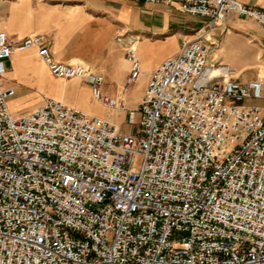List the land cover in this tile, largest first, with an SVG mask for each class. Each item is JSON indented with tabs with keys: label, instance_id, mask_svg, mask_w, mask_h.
<instances>
[{
	"label": "built area",
	"instance_id": "2783aa9c",
	"mask_svg": "<svg viewBox=\"0 0 264 264\" xmlns=\"http://www.w3.org/2000/svg\"><path fill=\"white\" fill-rule=\"evenodd\" d=\"M135 1L264 28V11L236 0ZM115 40L130 65L126 91L142 76L137 37ZM29 49L55 78L124 108L101 75L56 61L44 36L0 32V264H264L262 78L240 82L208 44L183 40L150 73L124 130L50 97L11 112L4 63Z\"/></svg>",
	"mask_w": 264,
	"mask_h": 264
},
{
	"label": "crops",
	"instance_id": "0c3cea01",
	"mask_svg": "<svg viewBox=\"0 0 264 264\" xmlns=\"http://www.w3.org/2000/svg\"><path fill=\"white\" fill-rule=\"evenodd\" d=\"M236 1L264 11V0ZM0 32L13 42L27 36H44L56 61L83 64L91 72L101 75L104 78L103 93L118 100L130 65L115 39L119 35L137 37L136 53L142 76L138 79V93L133 99L128 98L126 93L123 101L130 109L142 97L150 73L165 59L175 56L183 40L199 38L209 45L211 58L215 62L230 68L232 62L239 61L240 67L238 70L232 68V76L240 82L264 74V62L262 66L257 64V53L264 57V28L234 15L228 16L220 25L212 26L207 20L179 12L175 6L152 5L135 0H0ZM243 51L246 55L248 53V61ZM4 67L5 85L14 88L16 93L9 101L13 113L20 112L15 111L17 105L29 111L43 98L50 97L92 115H109V110L99 103L101 113L94 114L89 109L84 97L91 95L90 86L84 85V96L76 88L83 81L54 79L34 49L14 54L5 61ZM247 68L251 71L248 77H244L243 71ZM40 75L54 80L58 88H46ZM262 81L264 90V78ZM254 104L264 113V98ZM114 122L120 125L118 120Z\"/></svg>",
	"mask_w": 264,
	"mask_h": 264
},
{
	"label": "rangeland",
	"instance_id": "374dc122",
	"mask_svg": "<svg viewBox=\"0 0 264 264\" xmlns=\"http://www.w3.org/2000/svg\"><path fill=\"white\" fill-rule=\"evenodd\" d=\"M195 19H198V18H195ZM243 53H244V56L246 58V61H248V57H249L248 56V53H247V55H246V52L245 51H243ZM257 54H259V60L257 61L258 62L257 64L262 66L263 65V62H264L263 61L264 60V57L260 54V52H258ZM239 67H240V62L239 61H236L235 60L234 62H232V68L238 70ZM232 68H230V69H232ZM234 69H232V70L234 71ZM250 71L251 70L249 68L245 69L243 71L244 77H248ZM259 76L262 77V78H264V74H261L260 73ZM52 77L55 79V77L53 75H52ZM39 78L42 79L43 84H44V86L46 88H49L51 90H56L58 88V85H57L56 82H54V80H52V81L51 80H47L46 77L45 76H42V75H40ZM74 79H76V78H74ZM138 81L139 80L135 81L126 91H122V94L120 93V99H122L124 101V99H126V93H127L128 98L133 99V96H135L138 93L139 89H140L139 82ZM84 85H88V84L82 82L80 85H77L76 86L77 90L83 96L85 95V90L83 89L84 88ZM35 88L36 87H34V90H36ZM84 100H85L87 106L89 107V109L94 114L101 113V108L98 106V102H96L92 98L91 95H88L87 98L84 97ZM137 103L138 102H135L132 105L131 109L128 108V105L126 103H124V108L123 109L117 108V109H114V110H111V111L109 110V115L107 117H110L113 122L118 120V122L123 127V129L124 130H127L128 129V126H127V123H126V117H124V115L127 114V112H129V111L136 110ZM248 104H250V103H248ZM17 110L20 111V112H26L25 110H27V109L25 107H21L20 105H17L15 107V111H17ZM117 115H119V118L118 119L116 118ZM138 120H139V114L138 113H135V122L137 123Z\"/></svg>",
	"mask_w": 264,
	"mask_h": 264
},
{
	"label": "bare ground",
	"instance_id": "6f19581e",
	"mask_svg": "<svg viewBox=\"0 0 264 264\" xmlns=\"http://www.w3.org/2000/svg\"><path fill=\"white\" fill-rule=\"evenodd\" d=\"M212 73H213V74H215V73H216V71L214 70ZM105 109H106V108H105Z\"/></svg>",
	"mask_w": 264,
	"mask_h": 264
}]
</instances>
